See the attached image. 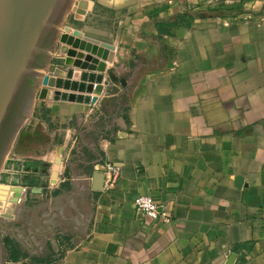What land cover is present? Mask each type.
Here are the masks:
<instances>
[{"label":"crops","instance_id":"0c3cea01","mask_svg":"<svg viewBox=\"0 0 264 264\" xmlns=\"http://www.w3.org/2000/svg\"><path fill=\"white\" fill-rule=\"evenodd\" d=\"M85 1L63 31L112 61L94 103L41 99L34 130L43 116L59 130L2 171L22 249L4 264H264V0ZM52 54L64 82L83 72ZM107 162L122 170L111 190L94 181Z\"/></svg>","mask_w":264,"mask_h":264},{"label":"water","instance_id":"95a60500","mask_svg":"<svg viewBox=\"0 0 264 264\" xmlns=\"http://www.w3.org/2000/svg\"><path fill=\"white\" fill-rule=\"evenodd\" d=\"M73 2L74 0H0V151L4 149L0 165L27 112L34 91L35 97L41 99L47 97L55 101L77 100L85 104L95 102L92 96L96 91L95 84L103 82L106 62H111L112 57L109 56V49L81 41L66 32L61 34ZM85 6V0H78V9ZM57 39L60 42L58 44ZM47 41L49 44L45 47ZM79 46H84L87 52H76L75 49ZM56 50L66 54V66L78 67L83 72L69 69L64 82L60 78L62 72L59 68L49 71L52 52ZM45 71H48V75ZM28 77L32 78L31 83L26 81ZM71 79H79L80 84L71 82ZM47 86L74 91L77 89L87 96L62 94L59 91L49 94ZM17 95L19 100L15 110L8 114ZM101 179H104L102 173L94 175V181ZM102 188L103 185L94 186L95 190ZM0 250V264H3L6 250L1 236Z\"/></svg>","mask_w":264,"mask_h":264},{"label":"rangeland","instance_id":"374dc122","mask_svg":"<svg viewBox=\"0 0 264 264\" xmlns=\"http://www.w3.org/2000/svg\"><path fill=\"white\" fill-rule=\"evenodd\" d=\"M77 2L78 0H74L73 5L71 7V10L69 12V15L66 19V22L64 24V27L61 31V34L64 33L63 30H71L76 31L75 26L73 25L72 22V14L77 11ZM61 34L59 35L58 39L60 41L61 39ZM57 39V44L60 43L58 42ZM58 48V46H57ZM57 51V50H56ZM55 51V52H56ZM37 91V90H36ZM41 98H36L34 96V104L31 110L30 116L27 118V120L24 122L20 130H18V134H16V139H14V143H12L11 147L7 149L8 151L5 153L2 163L0 165V175L4 169H6L7 165L9 162H11V157H13V154L15 153V150L20 146V145H25L27 151H33L31 155H34V151H41L44 148H46L49 144L51 139L54 138V131L59 130L57 126L49 124L51 123V120L46 121L44 118L45 112H44V107H40ZM39 113L44 114L42 123L41 121L38 123V126L34 130L36 126V118L35 116L38 115ZM37 117V116H36ZM52 122H55L52 121ZM56 123V122H55ZM53 124V123H52ZM48 126V127H47ZM36 136V137H35ZM0 188L1 185H0ZM1 190V189H0ZM13 198H16L19 194L17 190L12 189L11 191ZM16 204L11 201V202H6L3 199L2 194L0 193V236L2 239V242L4 244L5 250H6V257H10L11 259L14 257L13 255L20 254L21 250L20 248L15 245L14 243V235L11 234H5L7 233V226H13L14 222L13 221H8L5 225L3 224V218H8V220H11L13 217L9 214V212H13L15 210ZM11 218V219H9ZM7 222V221H6ZM10 227V228H11ZM9 228V227H7ZM24 251V250H23ZM26 251H24L25 253ZM5 263V260H4ZM3 263V264H4Z\"/></svg>","mask_w":264,"mask_h":264},{"label":"built area","instance_id":"2783aa9c","mask_svg":"<svg viewBox=\"0 0 264 264\" xmlns=\"http://www.w3.org/2000/svg\"><path fill=\"white\" fill-rule=\"evenodd\" d=\"M96 171H100L105 179L106 183L104 185L105 190L113 189L120 176H121V167L113 162L104 163L102 166L97 165L95 167ZM27 191L26 186L23 187V192ZM17 202L21 201L23 197L20 198L21 194L18 195ZM134 205L136 209L143 213L146 217L152 219L153 221L161 220L165 223L170 222V215L166 213L163 208L150 196H139L135 199Z\"/></svg>","mask_w":264,"mask_h":264},{"label":"bare ground","instance_id":"6f19581e","mask_svg":"<svg viewBox=\"0 0 264 264\" xmlns=\"http://www.w3.org/2000/svg\"><path fill=\"white\" fill-rule=\"evenodd\" d=\"M34 96H35V91H34V93H33V96H32L31 102H30V104H29V107H28V109H27V112H26V114H25V116H24V118H23V120H22L20 126L18 127L17 131L15 132V134H14L12 140H11V143H10L8 149L11 147L12 143H14V139H16V134H18V130H20V128L22 127V125L24 124V122L27 120V118H28V117L30 116V114H31V110H32V107H33V104H34ZM7 151H8V150H7ZM7 151H6V152H7Z\"/></svg>","mask_w":264,"mask_h":264},{"label":"flooded vegetation","instance_id":"af4514ba","mask_svg":"<svg viewBox=\"0 0 264 264\" xmlns=\"http://www.w3.org/2000/svg\"><path fill=\"white\" fill-rule=\"evenodd\" d=\"M47 44H49V41H47L46 44H45L44 46L46 47ZM39 56L41 57V55H39ZM40 57H39V58H40ZM27 80H29L30 83L32 82V78H31V77H28V79H26V81H27ZM20 89H21V88H20ZM19 92H20V91H19ZM19 92H18V93H19ZM18 96H19V95L16 96L14 102H13L12 105L10 106V108H9V110H8V114H11V113L15 110V106H16L18 100H19V99H18ZM0 141H1V134H0ZM5 144H6V143H5ZM4 147H5V145H4ZM3 154H4V149H2V150L0 151V160H1ZM1 255H2V251L0 250V260H1Z\"/></svg>","mask_w":264,"mask_h":264},{"label":"trees","instance_id":"16d2710c","mask_svg":"<svg viewBox=\"0 0 264 264\" xmlns=\"http://www.w3.org/2000/svg\"><path fill=\"white\" fill-rule=\"evenodd\" d=\"M18 255H20V254H16V255H13V256L16 257V256H18Z\"/></svg>","mask_w":264,"mask_h":264}]
</instances>
